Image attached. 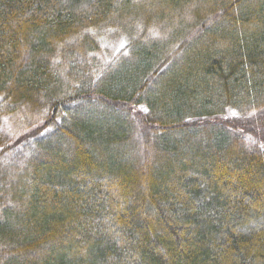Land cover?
<instances>
[{"label":"trees","instance_id":"1","mask_svg":"<svg viewBox=\"0 0 264 264\" xmlns=\"http://www.w3.org/2000/svg\"><path fill=\"white\" fill-rule=\"evenodd\" d=\"M0 116V264H264V0H0Z\"/></svg>","mask_w":264,"mask_h":264},{"label":"rangeland","instance_id":"2","mask_svg":"<svg viewBox=\"0 0 264 264\" xmlns=\"http://www.w3.org/2000/svg\"><path fill=\"white\" fill-rule=\"evenodd\" d=\"M15 116H16V118L18 117V115H16V113H15ZM232 118H233V116H232ZM247 120H249V119H247ZM33 126H34V124L33 125L30 124L29 122L25 121V119L19 120V122H17L15 118H12V117L8 118L6 116H0V150L3 148L2 144H6V146H9V145L13 144V142L16 139L18 140L21 136L24 137V136L28 135V134L24 135V132L27 131L29 129V127H33ZM248 129H250V128H246L244 126L242 127L243 132H244V130H248ZM245 134H247V137H246L247 139L258 138V137H260L262 139L264 137V134L262 133V131L261 132L253 131L250 133L244 132V135ZM32 135H34V134H32ZM29 136L24 137V138H28ZM23 155L25 156V158L28 156L27 153L26 154L24 153V150L22 152V156ZM12 160H15V158H13ZM17 164L18 163L16 161L15 165H17ZM7 170H8V171H6L7 173H9V171H12L11 168H8ZM18 174H16V176H18ZM16 176H15V179H16ZM17 179H18V177H17ZM15 191L17 192V189H15ZM14 196H16V193L14 194Z\"/></svg>","mask_w":264,"mask_h":264}]
</instances>
